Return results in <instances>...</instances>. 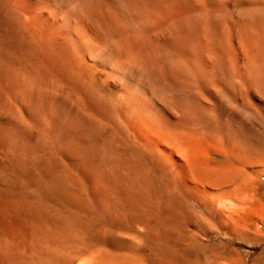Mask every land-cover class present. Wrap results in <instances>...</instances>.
I'll use <instances>...</instances> for the list:
<instances>
[{
	"label": "bare ground",
	"instance_id": "obj_1",
	"mask_svg": "<svg viewBox=\"0 0 264 264\" xmlns=\"http://www.w3.org/2000/svg\"><path fill=\"white\" fill-rule=\"evenodd\" d=\"M192 1L195 4L190 0H0V158H4L0 205L21 208L25 193L34 191L41 175L60 178L75 171L62 163L79 165L77 169L94 183L112 175L119 202L127 200L132 207L138 203L141 226L146 232L160 233L164 244L152 254L146 248L131 250L128 240L122 242L124 246L96 239L100 246L93 239L91 246L97 250L86 252L77 249L80 243L47 236L46 227L38 223L22 222L0 226V264H180V257L167 251L176 244L173 236L185 231L203 244L217 246L215 239L226 236L231 242L237 238L264 245V77L258 73L264 55L257 52L261 40L249 36L248 25L249 35L243 24L236 23L233 34L231 25L227 32L235 47L207 45L205 10L196 4L198 0ZM128 173L137 181L129 185L133 190L140 181L142 185L162 178L167 203L150 207L145 198L149 184L144 189L136 184L141 189L137 192L129 190L121 177ZM24 174L36 177L29 191ZM45 183L40 185L46 189ZM92 183V192L99 196L98 182ZM51 187L48 191L56 193ZM123 187L126 193L121 192ZM95 193L91 196L98 205L102 199ZM114 200L111 204L120 205ZM221 246L226 264H245L242 253ZM256 262L264 264V249Z\"/></svg>",
	"mask_w": 264,
	"mask_h": 264
},
{
	"label": "rangeland",
	"instance_id": "obj_2",
	"mask_svg": "<svg viewBox=\"0 0 264 264\" xmlns=\"http://www.w3.org/2000/svg\"><path fill=\"white\" fill-rule=\"evenodd\" d=\"M192 3L191 4H195L192 0H190ZM197 1V0H196ZM232 1L233 0H221V1H219V0H198L197 2H196V4L197 5H199V6H201V8H204L203 10H205V12L203 13V14H205L204 15V22H206L205 24V29L204 30H206V33H207V35L209 36L208 38H207V40H206V42L208 43L207 45H210L211 43H213L214 45H213V47H219V46H221L222 44V46L221 47H228V46H232V45H234V46H232V47H235V43L233 42V41H231V36L232 35H230V33L231 34H233V30H231V29H233V27L234 26H237V24H238V26H239V24H243L244 25V27H245V30L247 31V33H248V35H249V32H248V30H250L251 28V34L249 35L252 39H255V40H257V41H259V40H261V41H259V42H261V43H257V44H259V46H257L258 48H260V49H257V52H259V51H261L260 53H262V56L264 55L263 54V52H264V38H262L261 36H263L264 37V21H262V20H264V7H263V5H264V0H256L258 3H256L254 0H250V1H248V0H234L233 2H235V3H232ZM242 1V2H241ZM245 1V2H244ZM260 1V2H259ZM249 2V3H248ZM253 2H255V3H253ZM234 5V6H233ZM248 5V6H247ZM256 6V7H255ZM259 6H261V8L259 7ZM227 7H229V8H227ZM236 7H237V9H236ZM245 7H247V8H245ZM220 9H221V11H220ZM251 9H252V11H251ZM259 9V10H258ZM230 10V11H229ZM235 10V11H234ZM240 10H242L241 12H243V13H245V12H247V13H245L246 15H244L243 13H241L240 12ZM244 10H246V11H244ZM208 11V12H207ZM228 11V12H227ZM237 11V12H236ZM217 12V13H216ZM227 12V13H226ZM236 12V13H235ZM261 12V13H260ZM206 13L208 14V15H206ZM213 13V14H212ZM239 13H240V15H239ZM259 13H260V15L262 16V18L261 17H258V16H260L259 15ZM262 13H263V15H262ZM212 14V15H211ZM219 14V15H218ZM226 14V15H225ZM229 14H230V16H229ZM238 14V15H237ZM242 14V15H241ZM253 14H255V15H253ZM213 15H214V17H215V15H217L216 16V18H214L213 17ZM236 15H237V17H236ZM244 15V16H243ZM210 16V17H209ZM222 16H223V20H222ZM225 16V17H224ZM242 19V21L243 22H245L246 23V25H245V23H243V22H241V19L239 18V17ZM221 17V18H220ZM231 17V18H230ZM248 17H249V19H248ZM251 17V18H250ZM254 17H256L255 19H254ZM230 18V19H229ZM210 19V20H209ZM238 19V20H237ZM209 20V21H208ZM215 20V21H214ZM212 21V22H211ZM222 21V22H221ZM228 21H230V22H228ZM234 21V22H233ZM248 23H247V22ZM256 21H258V23L256 22ZM263 22V26L261 25V23ZM209 22V23H208ZM221 23V26L219 27V23ZM227 22V23H226ZM239 22V23H238ZM254 22H255V25L257 26V30H256V27H255V25H254ZM210 23H212V25H213V27H212V25H210ZM237 23V24H236ZM253 23V24H252ZM233 24H235V25H233ZM252 24V25H251ZM210 25V26H209ZM225 25V26H224ZM228 25H229V27H228ZM230 25H231V28H230ZM240 25V26H241ZM248 25V26H247ZM260 25V26H259ZM208 26V27H207ZM227 26V27H226ZM249 28H247V27ZM251 26V27H250ZM210 27H212V28H210ZM216 27H217V29H216ZM242 27V29L244 28L243 26H241ZM241 27H239V28H241ZM253 27H255V28H253ZM260 27H262V30L260 29ZM214 28V29H213ZM229 28H230V30H229ZM235 28H237L238 29V27H235ZM211 29V30H210ZM215 29H216V31H215ZM218 29H220V30H218ZM248 29V30H247ZM255 29V30H254ZM217 30H218V32H217ZM227 30V31H226ZM230 31V33H227V32H229ZM244 30V29H243ZM211 31V33H209V32ZM232 31V32H231ZM255 31H256V33H255ZM261 31H262V33H261ZM213 32V33H212ZM206 33H205V36L207 37V35H206ZM209 33V34H208ZM257 35H255V34ZM259 33H260V35H259ZM222 34H224V35H222ZM263 34V35H262ZM225 36V37H224ZM227 36V37H226ZM253 36H256V38L254 37L253 38ZM260 36V37H259ZM205 37V38H206ZM212 38V39H211ZM222 38H223V40H222ZM225 38V39H224ZM230 38V39H229ZM262 38V39H261ZM209 39V40H208ZM211 39V40H210ZM218 39H220V40H218ZM226 39H228V40H226ZM217 40V41H216ZM228 41V42H226V41ZM255 40H253V41H255ZM212 41V42H211ZM218 41H220V42H218ZM217 42V44H215ZM227 43V44H226ZM229 43V44H228ZM255 43V44H256ZM226 44V45H225ZM263 44V45H262ZM260 46H262V49H261V47ZM259 50V51H258ZM240 57V55H237V57ZM236 57V58H237ZM262 58H264V56L262 57ZM237 60H240L239 58L237 59ZM262 61V60H261ZM260 61V62H261ZM260 68L262 69V70H260ZM259 68V70L260 71H263L264 69V67L262 68V67H260ZM259 70H258V73L259 74H261L260 76H261V78H263L264 77V73H260L259 72ZM262 74H263V76H262ZM264 79V78H263ZM1 160H0V164L2 163L1 161H3V159L4 158H0ZM4 162V161H3ZM62 164H64V166L66 167V169L69 167V169L72 167V168H74V169H72L71 168V170L70 171H72V170H75V171H72V173L71 172H69V175L68 174H66V175H60L61 177L59 178V176H58V178H57V176L55 177V178H53L52 179V177H53V175L51 176V175H41L42 176V178L41 179H39V180H37V183H36V185H35V182H36V180L34 181V184H32L33 183V180L34 179H36V177L35 176H33V175H30V174H24V183L27 185L26 187H27V190L26 191H29V189L31 188V189H33L35 186H36V188L35 189H33L34 191L33 192H35V194L33 193H30L31 191H29L28 192V194L27 193H25V195L27 196H25L24 195V197H25V205L23 204V206H21V208H19L20 206L19 205H17L16 206V204H14L13 205V203H12V205L11 206H8V205H3V204H1L0 205V207L1 206H3V208L2 209H0V226H8V225H11V224H17V223H30V224H39V225H42V226H44V228L43 229H45V227H46V231L44 230V233L46 234V232L47 233H49V234H47V236H50V237H56L57 239H60V240H67V241H72V242H76L77 243V245L79 244V247L77 246V249H80L81 251H85L86 250V252H91V250L92 251H95V250H97V247H96V245L98 244V245H100L101 246V242L100 241H97L98 239H103V238H105L106 240L108 239V240H112V241H115V242H119V243H122V242H125L126 243V241H127V243L126 244H128V245H130V244H132L133 245V248L131 249V250H133V251H135L136 250V248L138 249V251H140V250H144L145 248L146 249H148L152 254H156V253H158V251L159 250H161L162 248V246H164V244H162L161 243V241H160V237H162L161 235H160V233L158 234V233H156L157 235H155V234H153L154 232H150V231H148L147 230V232H146V229L143 227V226H141V221H142V219L143 218H141L140 217V220H138L139 219V215L137 214V216H138V219H137V216H136V213L140 210V205L138 204V203H134L136 206V209H135V207H132L133 206V203L132 202H130L129 201V203H132L131 205L130 204H126V202H128L127 200L126 201H124V202H121L122 203V205H121V203L119 202V197H118V193L119 192H117L116 191V194H115V192L113 191V190H117L116 188H117V184H116V182L114 181V179H113V177H112V175H106V177L103 179V181L102 180H99V179H97L96 181L98 182V184L99 185H101L102 186V188H108V189H104V191H103V189L99 186V185H97V183H96V181H95V183H94V181H91V180H93V179H91V178H88L85 174H83L81 171H79V168L77 169V167L79 166V165H68V164H66V163H62ZM77 171V172H76ZM78 171H79V173H78ZM74 172H76V176L78 177V174H79V178H77L76 176H75V174H74ZM126 172L124 171V174H125ZM111 174V173H110ZM122 174V173H121ZM129 174V173H128ZM29 175V176H28ZM84 177H83V176ZM30 176L32 177V179H30ZM45 176V177H44ZM67 176V177H66ZM69 176H71L70 177V179H68L69 178ZM74 176L76 177V178H74ZM81 176V177H80ZM123 176H124V179H123V185L125 186L126 185V183H127V187L129 188V185H131V184H133L134 185V182H137V181H134V179L130 176V174L129 175H127L126 174V178H128V182H127V180H125L126 178H125V175H122L121 177L123 178ZM29 177V178H28ZM48 177V178H47ZM64 177L65 178H67V180L66 179H64ZM110 177V178H109ZM130 177V178H129ZM39 178H40V176H39ZM49 179V180H47V179ZM51 178V179H50ZM62 178H63V181L65 180V183L62 181ZM44 179V180H43ZM57 179V181L58 180H60V182L58 183V182H56V181H54V180H56ZM76 179V180H75ZM82 179V180H81ZM90 179V180H89ZM107 179V180H106ZM111 179V180H110ZM152 180V182L150 181V183H149V181H147V182H145V183H143L142 185H141V181L139 182V179H138V182L140 183V185H138L137 183V185L139 186V188H141V187H143L144 186V184L146 185V183H147V185L148 186H146L147 187V189H145V192H146V190H147V194H148V196H147V194H145V196H147V197H145V198H148V199H146V202H148V204H149V206L151 207V206H155V205H159V206H163V205H165L167 202V199H168V193L166 192V188H165V185H164V181L162 180V178H157L156 177V179H154V178H151ZM27 180V181H26ZM43 180V181H42ZM54 181V182H52V181ZM69 180V181H68ZM85 180V181H84ZM110 180V181H109ZM129 180H131V181H129ZM162 180V181H161ZM46 181V183L48 182V181H50V182H48L47 183V187L48 188H50L51 186L52 187H54V189H56V193H54V190H53V192H52V190H51V192L53 193L52 195H51V192H49L48 191V188L46 187V183L44 184V186L46 187V189L43 187V186H41L40 184L42 183L43 184V182H45ZM74 181H76V182H74ZM86 181H87V183H86ZM88 181H91V182H89V186H88ZM106 181V182H105ZM132 181H134V182H132ZM39 182V183H38ZM41 182V183H40ZM56 182V183H55ZM63 182V184H62V186H61V184L60 183H62ZM70 182V184H72L71 182H73V187H75L74 188V190H73V187L72 186H70V188L68 187L70 184H68V186H67V183H69ZM86 183V184H84V183ZM93 182V183H92ZM103 182H104V184H103ZM111 182H112V184L115 182V185L113 184H111ZM124 182H125V184H124ZM129 182H130V184H129ZM132 182V183H131ZM49 183H50V185H49ZM54 183H55V186H61L60 188L59 187H55L54 186ZM90 183H92V184H94V185H97L98 186V188L97 189H100V194H99V196H98V194L96 195V193L95 192H92V191H94V190H91V187L93 186V185H91L90 186ZM105 183H108L110 186L108 187ZM160 183V184H159ZM57 184V185H56ZM75 184V185H74ZM81 184V185H80ZM83 184V185H82ZM135 184V186H136V190L138 189V187H137V185ZM33 185H35L34 187H33ZM39 187H38V186ZM66 185V186H65ZM78 185V186H77ZM132 185V186H133ZM63 186H65V187H63ZM103 186H105V187H103ZM132 186H130V188L132 187ZM141 186V187H140ZM28 187H29V189H28ZM41 187H43L44 188V192H47L49 195H47L46 193H41L42 192V189L40 190V188ZM51 187V188H52ZM66 187H68V188H66ZM114 187H116V188H114ZM59 190H58V189ZM62 188H64L63 190H64V192H63V190H62ZM76 188H77V190H76ZM110 188V189H109ZM125 187H123V191L121 190V192H124V193H126V191H127V188H125ZM129 188V190H131V191H135V189L133 190V188H134V186L132 187V189H130ZM150 188V189H149ZM152 188V189H151ZM83 189H84V191H83ZM96 189V190H97ZM113 189V190H112ZM141 189H144V187L143 188H141ZM141 189H138L137 191H139V190H141ZM40 190V191H39ZM57 190H58V193H57ZM70 190V191H69ZM101 190H102V193L103 192H105V193H103V198H102V193H101ZM124 190H126V191H124ZM128 190V191H129ZM165 190V191H164ZM37 191H39L40 193H41V196L39 195H37ZM67 191V192H66ZM130 191V192H131ZM137 191H135V192H137ZM70 192V193H69ZM97 192H98V190H97ZM144 192V193H145ZM39 193V194H40ZM65 193V194H64ZM81 193V194H80ZM94 194L95 193V195H96V198H98V197H100V198H98V200L99 199H102V200H99V202L97 201V203H99L98 205L95 203L96 202V199H95V201L92 199V194ZM74 194V195H73ZM114 194V195H113ZM30 195V196H29ZM35 195V196H34ZM70 195V197H68ZM92 195V196H91ZM124 195V194H123ZM37 196H38V198H37ZM73 196V197H72ZM76 196V197H75ZM85 196V197H84ZM104 196H105V199H104ZM135 196H136V194H135ZM134 196V197H135ZM11 197H12V199H17V198H15V195H14V197L11 195ZM65 197V198H64ZM80 197V198H79ZM109 197L112 199V202H113V200L114 199H116V197H117V199L116 200H114L115 201V203L117 204H120V205H114V204H111L112 202L110 201L111 199H109ZM133 197V196H132ZM132 197H130V200H131V198ZM159 197V198H158ZM27 198V199H26ZM36 198V199H35ZM43 198V199H42ZM70 198H74V200L76 201H74L73 199H70ZM77 198V199H76ZM89 198V199H88ZM92 199V201L90 202V201H88V200H91ZM33 199V200H32ZM42 199V200H41ZM51 199V200H50ZM67 199V200H66ZM104 199V200H103ZM45 200V201H44ZM72 200V201H71ZM110 201V203H108V202H106V201ZM48 201V202H47ZM54 201V202H53ZM64 201H65V203H64ZM71 201V202H70ZM94 201V203H92ZM100 201H102V202H100ZM116 201H118V202H116ZM16 202V201H15ZM34 202V203H33ZM52 202V203H51ZM62 202V203H61ZM85 202V203H84ZM40 203H42V204H40ZM49 203V204H48ZM78 203H80V204H78ZM106 203H107V206H106ZM188 203V202H187ZM36 204V205H35ZM53 204V205H52ZM70 204H72V205H70ZM92 204H94L93 205V207H90ZM100 204H102L103 206H101ZM124 204H126L125 206H124ZM162 204V205H161ZM186 204V203H185ZM184 204V205H185ZM86 205H87V207H86ZM100 205V207L98 208V206ZM105 205V206H104ZM139 205V206H138ZM187 205V204H186ZM189 205V207L191 206V204L189 203L188 204ZM8 206V207H7ZM57 206V207H56ZM76 206V207H75ZM78 206V207H77ZM79 206H80V208H79ZM97 208H96V207ZM23 207V208H22ZM41 207V208H40ZM43 207V208H42ZM45 207H46V209H45ZM50 207V208H49ZM63 207V208H62ZM86 207V208H85ZM108 207V208H107ZM120 207H122V208H120ZM186 207V206H185ZM188 207V206H187ZM192 207V206H191ZM77 208V209H76ZM79 208V209H78ZM56 209V210H55ZM61 209H63V210H61ZM92 209H94V211H97V212H94ZM115 209H116V211H115ZM41 210V211H40ZM48 210V211H47ZM72 210V211H71ZM92 212H91V211ZM45 211V212H44ZM53 211H54V213H53ZM75 211H78V212H75ZM105 211V212H104ZM64 212V213H63ZM80 212V213H79ZM113 212V213H112ZM46 213H47V215H46ZM66 213V214H65ZM76 213H78V214H76ZM87 213V214H86ZM93 213V214H92ZM51 214H55L54 216L53 215H51ZM62 214H64V215H67V216H63ZM77 216H76V215ZM49 215V216H48ZM69 215V216H68ZM78 215H80V216H78ZM101 215V216H100ZM108 215H109V217H108ZM40 216H42V217H40ZM60 216V217H59ZM72 216V217H71ZM91 216V217H90ZM53 217V219H50V218H52ZM59 217V218H58ZM61 217H63V219L61 218ZM67 217V218H66ZM77 217V218H76ZM84 217H85V219H84ZM94 217V218H93ZM41 218V219H40ZM45 218V219H44ZM56 218V219H55ZM64 218H66L65 220H64ZM68 218L70 219V221H68ZM100 218V219H99ZM73 219V220H72ZM48 220V221H47ZM64 220V221H63ZM67 220V221H66ZM45 221V222H44ZM50 221H51V223H50ZM80 221V222H79ZM43 222V223H42ZM52 222H53V224H52ZM56 222V223H55ZM65 222V223H64ZM69 222V223H68ZM75 222L77 223V224H75ZM83 222V223H82ZM94 222V223H93ZM40 223H42V224H40ZM47 223V224H46ZM73 223H74V225H73ZM129 223H131V224H129ZM44 224H46V225H44ZM56 224V225H55ZM68 224V225H67ZM51 227H50V226ZM59 225V226H58ZM64 225H66V226H64ZM70 225V226H69ZM82 225V226H81ZM93 225V226H92ZM48 227V228H47ZM49 227L51 228V229H49ZM55 227V228H54ZM70 227V228H69ZM72 227H74V228H72ZM119 227V228H118ZM69 228V229H68ZM81 228V229H80ZM121 228V229H120ZM52 229H54V230H52ZM80 229V230H79ZM82 229H83V231H82ZM91 229V230H90ZM62 230H63V232H62ZM75 230V231H74ZM70 231V232H69ZM120 231V232H119ZM145 231V232H144ZM53 232V233H52ZM56 232V233H55ZM59 232H60V234H59ZM69 232V233H68ZM91 232H92V235H93V237H92V235H91ZM119 232V233H118ZM137 232V233H136ZM147 233V234H146ZM149 233H151V234H149ZM64 234H66L65 236H64ZM84 234H86V235H84ZM186 234V235H185ZM189 234V235H188ZM191 233H189V232H181V235H180V233L179 234H175L174 236H173V239H174V241L173 242H175L176 241V244L175 243H173V246H169L168 247V251L170 250V247H171V249L172 250H170V252H168L167 251V253H169V254H172L173 256H178V257H180V264H205V261H206V264H219V262H220V264H221V261H222V264H226L227 262H226V259L224 260L223 258H225L226 256H225V252H224V250H222L223 249V247L221 246V245H225L226 247H228V248H230V249H232V250H236V251H239L240 253H242L244 256H245V259H244V261H245V264H261V263H257L256 262V260H257V258L258 257H260V255L262 254V251H263V249H264V245L263 244H260V246H253V245H250V244H246L245 242H242L241 240H239V239H237V238H235L234 239V242H231L230 240H228V239H230L229 237H224V236H221L220 238H217V239H215V241L217 242V243H219L217 246H215L216 244L215 243H209V244H207V243H204L203 244V241L202 240H200L199 238H197L196 236H194L193 234H191ZM55 235V236H54ZM186 237H185V236ZM86 237V238H84V237ZM148 236V237H147ZM176 236V237H175ZM62 237V238H61ZM72 237V238H71ZM194 237V238H193ZM117 238V239H116ZM193 238V239H192ZM195 238H196V240H195ZM90 239V240H89ZM93 239H97L96 240V242H97V244H94L95 245V247H96V249L94 248V246H91V243H93L92 241H93ZM178 239H179V241H178ZM188 239V240H187ZM190 239L192 240V241H190ZM87 240L89 241V243L87 244ZM92 240V241H91ZM132 240V241H131ZM181 240V241H180ZM186 240V241H185ZM3 241V239L1 238V235H0V245H2V242ZM85 241H86V244H85ZM102 241V240H101ZM148 241V242H147ZM95 242V241H94ZM130 242H132V243H130ZM180 242V243H179ZM183 242V243H182ZM185 242V243H184ZM195 242V243H194ZM73 243V244H74ZM83 243V244H82ZM196 243H197V245H196ZM162 244V245H161ZM201 244V245H200ZM205 244H207V245H205ZM80 245H81V247L83 248H81L80 247ZM84 247H83V246ZM86 245V246H85ZM89 245V246H88ZM97 245V246H98ZM122 245H124L125 246V244H123L122 243ZM121 245V246H122ZM128 245H126V247L128 246ZM188 245V246H187ZM191 245V246H190ZM210 245V246H209ZM100 246H98V247H100ZM119 246V248H121L120 247V245H118ZM124 246H122V247H124ZM148 246L150 247V248H148ZM194 246V247H193ZM201 246V247H200ZM219 246H221V250H220V247ZM74 247H76V244H74ZM86 247L88 248V249H86ZM90 247H93V248H91L90 249ZM131 247V246H130ZM179 247V248H178ZM214 247V248H213ZM216 247V248H215ZM219 247V248H218ZM257 247V248H256ZM0 248H1V246H0ZM164 248V247H163ZM200 248V249H199ZM210 248V249H209ZM212 248V249H211ZM166 249V248H165ZM180 249V250H179ZM184 251H183V250ZM188 249H190V250H188ZM197 249V250H196ZM120 250H123V248L122 249H120ZM204 250V251H203ZM123 251H126V250H123ZM191 251V252H190ZM193 251V252H192ZM219 251V252H218ZM155 252V253H154ZM207 252V253H206ZM210 252V253H209ZM222 252V253H221ZM191 253V254H190ZM184 254V255H183ZM197 255V257H196V255ZM182 255V256H181ZM189 255V256H188ZM203 255V256H202ZM213 255H215V256H213ZM224 255V257L222 258V256ZM206 258H205V257ZM185 257L187 258V259H185ZM203 257L205 258V259H203ZM212 257H213V259H212ZM197 258V259H196ZM218 258H220V259H218ZM188 259H190V260H188ZM207 259V260H206ZM223 259V260H222ZM221 260V261H220ZM186 261V262H185ZM193 261V262H192ZM215 261H216V263H215ZM219 261V262H218ZM225 261V262H224ZM190 262V263H189ZM192 262V263H191Z\"/></svg>",
	"mask_w": 264,
	"mask_h": 264
}]
</instances>
